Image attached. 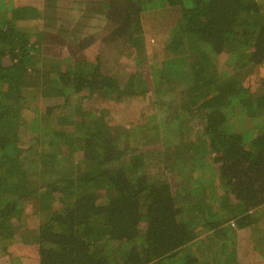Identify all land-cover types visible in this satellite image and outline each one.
Instances as JSON below:
<instances>
[{
	"label": "trees",
	"instance_id": "obj_1",
	"mask_svg": "<svg viewBox=\"0 0 264 264\" xmlns=\"http://www.w3.org/2000/svg\"><path fill=\"white\" fill-rule=\"evenodd\" d=\"M54 1L0 0V264H21L24 247L34 264H264V77L251 74L264 62V0H105L110 23L67 66L43 60L44 31L23 28ZM159 8L174 18L152 61L141 14ZM94 39V61L80 58ZM112 42L134 50L120 76L100 71ZM224 55L234 61L219 75ZM156 92L173 114L152 128L81 110L93 95ZM48 97L62 103L40 108ZM176 115L172 151L160 127Z\"/></svg>",
	"mask_w": 264,
	"mask_h": 264
},
{
	"label": "rangeland",
	"instance_id": "obj_2",
	"mask_svg": "<svg viewBox=\"0 0 264 264\" xmlns=\"http://www.w3.org/2000/svg\"><path fill=\"white\" fill-rule=\"evenodd\" d=\"M103 1L105 0H56L53 3L51 2L50 5L52 6L48 9V12H45L47 14V19L44 18V23L38 21L37 24H35V27H28L27 23H24L23 28L28 32H32L38 26V30H41V33L44 31L42 34L40 33L41 37H38V47L40 48L42 56H44L43 60H47L51 63H57L60 60L63 66H67V64L69 62L72 63L74 59L72 53H70V49H73V51L78 54L79 49L76 47V43L78 41L82 39H89L90 34L99 31V29H97L98 25L106 27L110 23L107 21L106 26H104L103 20L105 16H107V12L105 11L107 6H103ZM107 1L109 6H111L118 0ZM113 8L114 5H112L111 9L113 10ZM109 14H111V12L108 13V17L110 16ZM173 18L174 14L169 13L168 10L160 8L156 9L155 12L153 10L142 12L141 30L145 39V46L147 47L144 55L149 57L150 60H158L157 57L159 53L157 52L158 49H156V47L159 46L158 48H162V40L164 39L169 28L166 20ZM113 27H110L109 30H106L110 31ZM99 32L103 33V30H100ZM98 41L100 40L94 39L91 43H89L87 48L81 49V54L79 55L80 58L85 59V57H87L89 60L94 61V55L98 51ZM119 45L122 47V50L117 47V42L106 43L104 46L100 44V46H102L99 53V58L101 59V73L109 76H116L119 75L118 71L121 64H124L126 67H128H124L125 69H129L131 67V62H129V55L127 53L129 50L132 52L134 50L132 47H128V44ZM224 61L226 65L224 64ZM233 61L234 59H227L225 55L222 57V59L218 60L217 67L219 70V75L228 73V71H230L232 68L231 65L233 64ZM127 74L128 73H126V75ZM251 74L253 76L264 77V62L261 65L254 67ZM154 98L164 99L165 95L161 92L152 93L148 97L143 94H135L132 96L123 95L116 102L105 99H101V101L100 99H97L95 95H93L91 98L89 97L82 101L81 110L85 112L101 109L102 112L106 111L105 118L108 123L114 122L118 123L119 125H126L132 122L133 124L136 123L138 127L141 125L142 117L145 119L148 118V125L150 128H152L154 124L156 125L157 121L164 119L167 115L170 116L173 114L171 110L172 106L170 108H158V102H155ZM176 98L178 100L180 96H177ZM59 101V97H48L47 100L40 99L38 105L40 108H42L45 107V105H47L49 102L61 104L62 102L58 103ZM168 104L166 106H168ZM60 110L62 111L61 108ZM28 111L30 112L28 114L31 116H28L29 118L27 121H30L34 113H32L31 110ZM172 116H175V114ZM176 119L177 115L175 119L171 120L170 125L160 127V136L167 147L169 145V148H172V151L177 141L174 137V133L172 134L173 130L170 128L174 127ZM172 125L173 127H171ZM20 133L22 135V140L24 139L27 142L26 144L28 147L30 146L28 144L29 141L34 144V147H36V145L39 146L38 143L33 141L35 140L34 138L30 140L32 136L30 135L31 133L29 129L23 128ZM151 133H153V130H151ZM129 139L131 145L139 143L137 142V138H135L134 135H132V138ZM35 224L36 220L29 217V220H27L26 223V226L30 229L28 231L29 233H33L32 229L35 227ZM246 247L247 249L248 247L250 248V243L248 240ZM25 252L29 253L27 247L17 249L13 253L16 254L14 256H17V258L21 261V264H34L33 255H28L29 259H21V257H23L22 254ZM260 260L262 259L252 258L250 255L249 257L244 258L243 262H245V264L251 262V264H258Z\"/></svg>",
	"mask_w": 264,
	"mask_h": 264
}]
</instances>
